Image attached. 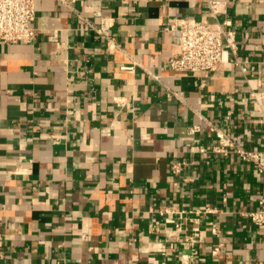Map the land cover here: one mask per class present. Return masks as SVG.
Here are the masks:
<instances>
[{"label": "crops", "instance_id": "1", "mask_svg": "<svg viewBox=\"0 0 264 264\" xmlns=\"http://www.w3.org/2000/svg\"><path fill=\"white\" fill-rule=\"evenodd\" d=\"M209 1L36 0V40L0 41V264H182L195 225L192 264H264V229L244 214L264 175L190 147L217 141L200 113L264 149V0H219L245 71L176 73L173 26L209 17ZM101 17L117 46L92 28ZM207 204L218 211L198 214Z\"/></svg>", "mask_w": 264, "mask_h": 264}, {"label": "built area", "instance_id": "2", "mask_svg": "<svg viewBox=\"0 0 264 264\" xmlns=\"http://www.w3.org/2000/svg\"><path fill=\"white\" fill-rule=\"evenodd\" d=\"M36 0H0V41L4 43H33L38 30L35 27L36 20ZM67 3L66 0H61ZM224 3L219 0L208 2L210 15L205 19L192 17H181L176 20L174 28L180 33L179 50L170 57L171 69L180 74L197 76L203 72L216 71L221 65L234 61L240 66L242 71L246 70L244 65H240L237 59H232L231 55L237 54V43L235 31L228 28L231 24L228 20H221L220 14L223 11ZM114 21L112 18L101 17L99 25L91 23L102 38L110 45L117 46L111 36V29ZM128 67L127 69H133ZM150 75L161 81V77L148 71ZM169 97L178 94L170 87L166 86ZM200 117L208 125L209 129L215 134L217 141L214 144L196 145L195 141L190 144L192 152L215 154H236L240 159L248 164H253L260 173L264 175V149H250L241 143L237 137L217 125L212 119L200 114ZM202 129L200 124L194 125L190 133L195 135ZM186 160H175L172 164V170L175 173L182 171ZM225 199V198H224ZM218 209L213 205H206L205 208L198 210V214L216 213ZM183 213V211H182ZM181 214V213H180ZM248 215L258 229H264V197L259 199L256 208L244 213ZM169 222L177 223L175 219L168 218ZM212 231L219 233L217 227L213 226ZM204 241L203 230L199 225L192 227L190 233L186 235L185 247H191L193 253L182 255V264H192L193 255L196 253V245ZM156 247L161 242H155ZM220 246L215 247L214 254H217Z\"/></svg>", "mask_w": 264, "mask_h": 264}]
</instances>
